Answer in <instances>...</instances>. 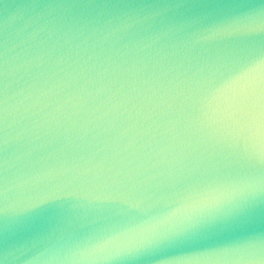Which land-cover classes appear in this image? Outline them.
Here are the masks:
<instances>
[{"label":"water","instance_id":"water-1","mask_svg":"<svg viewBox=\"0 0 264 264\" xmlns=\"http://www.w3.org/2000/svg\"><path fill=\"white\" fill-rule=\"evenodd\" d=\"M259 59L264 0H0V264H264V83L214 98ZM249 183L247 228L119 255L189 195Z\"/></svg>","mask_w":264,"mask_h":264},{"label":"snow or ice","instance_id":"snow-or-ice-1","mask_svg":"<svg viewBox=\"0 0 264 264\" xmlns=\"http://www.w3.org/2000/svg\"><path fill=\"white\" fill-rule=\"evenodd\" d=\"M247 28L254 31V22L249 21ZM252 80L264 83V59L238 69L232 78L217 90L214 98L243 82ZM247 131L246 142L249 145L250 158L258 159L264 164V109L250 120ZM260 192L261 190L252 183L229 187L210 185L189 195L165 220L143 229L141 238L121 249L119 255L135 261H146L158 250L203 249L210 245L211 241L226 233L247 228L258 207ZM226 208L230 211L225 212ZM254 246L252 241L246 245L249 248ZM103 247L104 244L101 243L87 251H96Z\"/></svg>","mask_w":264,"mask_h":264}]
</instances>
